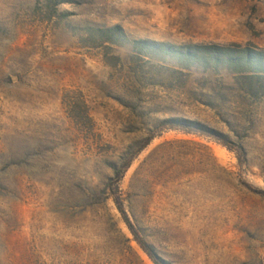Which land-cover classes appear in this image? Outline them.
<instances>
[{"label": "rangeland", "instance_id": "rangeland-1", "mask_svg": "<svg viewBox=\"0 0 264 264\" xmlns=\"http://www.w3.org/2000/svg\"><path fill=\"white\" fill-rule=\"evenodd\" d=\"M69 1L0 0V264H152L115 197L160 264H264V88L132 48L263 52L264 0Z\"/></svg>", "mask_w": 264, "mask_h": 264}, {"label": "trees", "instance_id": "trees-1", "mask_svg": "<svg viewBox=\"0 0 264 264\" xmlns=\"http://www.w3.org/2000/svg\"><path fill=\"white\" fill-rule=\"evenodd\" d=\"M55 5L65 4L69 0H48ZM96 34L105 36L110 42L124 40V34L120 28L114 27L104 32L94 31ZM99 35V36H100ZM132 48L145 58H170L184 69L198 68L203 71L225 69L243 80L249 88L258 86L264 88V51H254L248 47L242 48L237 45L221 47L217 45H194L186 47H172L159 45L145 41H135ZM84 118L87 120L86 114ZM129 162L125 163L120 171L114 173L115 180L112 182L117 189L123 178ZM113 202L133 241L152 264H160L151 247L145 242L138 228L132 224L120 199L115 197Z\"/></svg>", "mask_w": 264, "mask_h": 264}]
</instances>
